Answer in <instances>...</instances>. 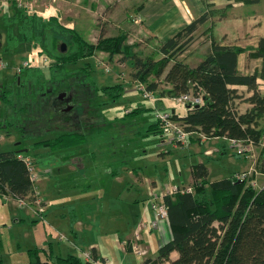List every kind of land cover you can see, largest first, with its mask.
<instances>
[{"label":"rangeland","instance_id":"374dc122","mask_svg":"<svg viewBox=\"0 0 264 264\" xmlns=\"http://www.w3.org/2000/svg\"><path fill=\"white\" fill-rule=\"evenodd\" d=\"M17 1L13 2L14 5H9V9H13L10 20H8L9 17L7 19L0 17V30L4 36L3 48L8 47L0 51V57L7 64L4 69L0 70V74L8 75L9 84H6L8 87L6 89L11 90V97H14L15 103L23 104L26 102L30 107L31 105L27 102L28 95L26 94L28 89L40 88L47 90L42 92L45 93L42 95L44 97L51 93V88L52 90L55 89L53 87L55 81L59 82V78H65V76L62 74L63 71L56 72L51 76L48 67L56 61L53 56L54 53L39 54V50H42L41 45L36 46L33 44L36 40L39 41L38 36L35 38L36 40L31 39L32 44L22 39L19 30L21 24L17 19L23 17V15L19 14L22 10L20 11L18 5L16 6ZM30 1L33 0H21L23 3L21 7L23 10H32V14H29L30 16L27 18H31V25L33 22L32 15L40 14L45 18H50L51 13L59 11L63 15L60 21L61 24L74 27L87 42L97 43L99 38L120 35L127 30L125 32L127 43L134 44L135 53L143 58L152 57L155 60L163 58V54L159 50L161 43H158L154 37H147L148 35L141 31L139 23L135 22L136 14L131 9L126 8L128 22H126L127 24L123 29L117 26L121 21L116 20L119 18L117 15L114 17L115 21L112 22L113 27H108V24H111L108 9L112 8V4L116 3V0L109 1V5L106 3L102 7L98 3L92 6L90 0H42V2H36L32 8L25 7ZM39 3H41L40 6H38ZM44 6L49 7L45 8ZM0 7L2 6L0 5ZM248 7L253 8L255 12L260 10L259 15L250 12V16L258 20L259 25H264V5L248 4ZM13 18L14 20H12ZM76 18L79 19L78 25L75 21L73 22ZM80 18L82 19L80 20ZM92 19H95L96 23L92 22ZM36 20L33 22L32 28H36L40 38L47 41L43 44L48 49L51 47L53 30H48L47 36L46 34L42 35L40 32L43 27L42 22L46 24L49 21H43V17L41 19L36 18ZM124 21H121V26ZM88 22H91L92 25H87ZM128 24H135L136 27H128ZM46 25L43 27L44 31ZM58 30L57 33L60 34V38L57 39V52L67 53L71 50L72 45L69 41H66L68 38L64 35L65 33L69 35V32H62L61 30L58 32ZM199 33L200 31L196 32L192 41L186 45L177 57L183 63H189L190 66H193L197 61L196 58L200 56L196 52H200V48L205 51L207 46L205 38L198 35ZM186 40L187 36L184 40L182 39L184 42ZM39 43L41 44V42ZM247 48H245V51ZM9 50L13 52H9ZM96 57V62L93 59L90 60L95 69L92 73L103 79L100 88L115 83L116 81L106 82V80L117 77L121 79L125 88L121 96L116 99L102 93L101 89L98 90V93L93 89L89 95L81 94V97H79V93H76L72 96V101H78L82 103V106L88 105L89 112L87 114L90 117L102 115L105 118V121L101 123L105 126L101 128H97V125L93 123L77 124L80 129L87 132V142L85 144L59 151H54L51 147L34 148V144L38 140L52 137L54 133L48 134L40 132V130L37 131L35 126L30 132H28L31 129L30 127L25 132L24 129L27 124L24 126L23 124L25 121L27 123L38 120L40 125L45 122L53 128L50 114L38 116L33 110L29 109L16 113L14 116L12 115L13 106H7L3 101H0V116L5 120L10 119L14 123L8 127L2 124L0 131L4 129V132L0 133V149H27L24 152L34 159L39 175L48 176L45 178L46 180H40L37 184L43 200L48 201L50 204H48L43 216H40L35 213L36 208L33 205L21 206L17 200L0 195V264H23L35 260L29 250L36 247H46L49 242L53 245L55 256L81 255L84 261L87 259L91 260L88 261L90 264H98L95 262L97 260H94L93 250L94 246H99L103 252V256L99 258L100 264L121 263L123 257L118 250L121 236L132 230V226L131 233H134L138 224L144 221L142 219L144 218L143 215L147 213L145 208L150 209L149 201L145 200L146 181L153 182V180L159 179L164 185L190 184L194 186L193 183L191 184L192 166L200 162H204L208 166L210 181L230 177L237 172L251 174L257 168L260 150L252 144H241L246 148L244 153L248 154H238L230 146L226 149V153H222L219 139L215 137L204 143L192 141L187 146L175 148L167 140L161 142V134L146 128L142 130L140 124H143L144 127L145 122L140 123L141 119L156 121L157 110H175L178 114L183 115L187 110L186 103L178 101L175 98L177 95L169 93L172 85L165 80V73L161 76L152 74L147 79L149 82L158 84L156 99L148 100L141 92V81L133 77L134 68L131 60H124L121 53L111 54L107 52L103 54L98 52ZM24 60L30 63V66L26 69L30 68L31 72L34 71L31 68L32 64V67L41 63L48 65L47 68H42L48 80L45 79V76H42L34 81H37L35 85L21 84L20 79L21 76L24 77L21 75L24 68L16 75H14L15 73L12 74L11 71L14 70V65L17 69ZM83 63L85 61L77 63L76 67L82 66ZM71 66L73 65L67 64V69H72ZM74 75V78L80 81L84 74L75 71ZM87 79L90 81L89 78ZM145 83V87H147L148 83ZM259 85H262L260 89L264 90V83L261 82ZM72 87L81 92L84 89L88 90V88L81 85ZM239 90L240 94H238L241 97L249 93L244 88H239ZM59 91L54 92L59 94ZM162 91H165V95L160 93ZM68 93L69 91L64 96L59 97H68ZM20 95L21 97H19ZM34 95L36 94L34 93ZM159 97L160 99H158ZM162 97L167 98L165 103L158 101ZM93 102L96 103L93 104ZM246 104L247 102L241 104V106L245 108ZM137 107L145 108L140 116L125 115ZM59 108L61 109V107ZM96 114L98 115L96 116ZM21 123L23 124L20 125ZM40 129L45 130L46 128L41 126ZM64 132L66 131L62 133ZM208 151L211 154H208ZM112 170L115 173L116 170L119 172L117 175H111ZM249 174L246 178H249ZM251 184L255 185L256 188L263 186L264 174L255 173ZM164 187L162 185L161 188L164 189ZM137 206L139 212H136ZM146 229L141 232L142 245L145 236L150 232ZM131 235L130 239H125L126 241L122 245L123 251L126 252L123 255L127 262L130 258L135 259L137 262L142 257L147 256V252L141 258L136 257L139 254L132 251V249L131 252L135 256L132 253H127V251H130V246L127 244L134 237V234ZM106 258L109 261H106Z\"/></svg>","mask_w":264,"mask_h":264},{"label":"trees","instance_id":"16d2710c","mask_svg":"<svg viewBox=\"0 0 264 264\" xmlns=\"http://www.w3.org/2000/svg\"><path fill=\"white\" fill-rule=\"evenodd\" d=\"M21 10L19 14L23 17H19L17 20L21 24L19 30L22 39L32 44L31 39L38 36L39 41L35 39L33 44L41 45L42 50H39V54L54 53L56 61L48 68L51 71V76L56 72L63 71L62 74L65 78H59L61 83H59V88L55 86V91H59L60 86L69 88L80 85L77 84L80 82L79 80L75 85L64 84L67 79L75 77V71L84 74L80 78L83 84H86L87 78L92 77L90 65H88L91 62L83 63L84 67L74 68L76 70L67 69V64L76 66L77 63L88 59L97 51L111 54L121 53L124 60H131L134 68L133 77L143 83L147 82L149 90L156 93L158 84L149 82L147 79L152 74L161 76L165 73V80L172 85L169 93L179 95L183 92H190L203 95L201 104L186 103L188 107L186 114L180 115L175 110L173 111L175 118L185 123L186 130L191 132L187 143L176 145L162 137L161 124L157 120L154 122L140 120V123L145 122L144 127L143 124H140L142 130L146 128L161 134V142L167 140L175 148L189 145L191 138L206 141L215 137L219 140H227L230 147L235 149L238 154L248 153H240L237 150L238 146L231 140L252 144L260 150L257 168L254 170L255 172L247 173L249 178H246V175L245 178L237 179L236 175L239 174L237 172L230 177L210 181L209 168L205 163L200 162L193 165L194 191L175 192L165 196L171 239L159 248L157 257L147 258L142 264H162L165 261H170L171 264H264V185L256 188L251 184L255 173H264V90H261L257 83L258 78L264 79V62L260 71L256 70L253 74L248 75L240 74L237 69L238 54L245 51V48L223 45L215 41L212 44V50L196 67L188 66L179 60L177 58L179 53L192 41L194 31L206 16L193 21L186 29L161 43L159 50L163 54V58L155 60L152 57L143 58L135 53L134 44L127 43L126 33L99 38L97 43H90L74 28L61 24L58 16L43 17V21H49L46 24L50 26L48 27L42 22V26L46 25L47 28L45 27L44 31L42 27L41 34L47 36L48 30H53L51 47L47 49L43 44L47 41L40 38L36 28H32L36 18L41 17H36V14L32 15L31 25V18H27L32 12ZM57 29L69 32V35L66 33L64 35L68 38L66 41L72 45L71 50L67 53L57 52V39L60 38ZM59 30L58 32H60ZM186 36L187 40L182 41ZM3 47V33L0 30V51L8 48L7 46ZM258 55L264 56V38L260 40ZM43 71L34 69V73L21 76L20 83L25 82L24 78L31 79L33 82L39 77L45 76ZM235 84L247 85L253 90V93L246 98L251 103V107L244 113H240L235 104L236 99L241 97L238 90L231 87ZM124 88L123 83H117L101 88L96 87L95 92L98 93V90L101 89L102 93L116 99L121 96ZM160 93L165 95V91ZM11 95L9 89L0 90V100L7 106H13V110L18 114L25 109L26 102L15 103V100L11 99ZM144 110L145 108L137 107L125 115L137 117ZM2 124L0 122V128H2ZM202 134L207 138H204ZM85 141L84 134L64 132L56 138L38 140L34 144V148L50 146L54 151H59L74 148ZM19 152L15 149H0V191H7L16 197H25L31 191L32 184L28 170L17 158ZM173 251L179 253L176 259L170 257ZM53 252L54 248L51 242L46 247L32 248L29 253L35 257V260L23 264H88L78 255L55 256Z\"/></svg>","mask_w":264,"mask_h":264},{"label":"crops","instance_id":"0c3cea01","mask_svg":"<svg viewBox=\"0 0 264 264\" xmlns=\"http://www.w3.org/2000/svg\"><path fill=\"white\" fill-rule=\"evenodd\" d=\"M18 1L16 2V6L19 3ZM33 1L35 3L38 1L42 2V0H33ZM90 1H92L91 2L92 6L95 3H98L100 7H102L106 3L109 5V1L113 2L115 0H90ZM116 1H117L116 3L114 2L112 4V8L108 9V17H109V21L111 22V24H108V27L109 28L113 27L112 22L115 21L114 17L117 15V17L119 18H117L116 20L118 21L119 20L124 21L126 19L124 23L122 24V26L120 25L121 21L117 25L118 27H121L123 29L125 25L127 24L126 22H128L127 9L129 8V10L131 9L132 12H135L134 13L136 14L135 22L139 23L140 25L139 27L141 28V31L145 35H148L147 37H154V39L158 43L166 42L167 40L174 37L180 31H183L184 29H186V27H188L193 21H196L199 18L206 16L205 20L202 23H200L197 29L194 31L193 37L197 31H200L198 35H201L202 38H205V41L207 42V46L205 48V51L202 50V48H200L201 49L200 52L199 51L196 52V53H199L200 56L196 58L197 61L191 67H196L197 64H199L203 59L206 58V55L213 48L212 44L214 41L220 44H223V45L238 46L242 48L248 47L246 51H243L238 54L237 69L240 74H245V75L253 74L256 70L260 71L263 66L264 56L258 55V47L260 45V40L264 38V25H259L260 22L250 16V12H252V14L259 15L260 10H257L255 12L253 8L248 7V4L264 5V0H116ZM13 2H15V0H0V5L2 6L0 7V17H5L6 19L7 17L9 18L12 17L11 13L13 12V9L12 8L9 9V5L13 4ZM40 4L41 3H39L38 6H40ZM17 7L21 11L22 8L19 5ZM44 7L48 8L49 6H44ZM121 9H124V10L121 12L120 11ZM37 16L44 17L40 14H36V17ZM50 16H58L60 21L62 20V17H63V15H61L59 11L57 13H51ZM82 18H80V20ZM74 21L78 25L79 19L76 18L75 20H73V22ZM92 22L96 23L95 19H92ZM87 25H92V24L91 22H88ZM128 27L135 28L136 25L128 24ZM126 31H123L122 33H125ZM3 41H4V36H3ZM9 52H13V51L9 50ZM98 52L103 53V54L107 53L105 51H97L96 53ZM96 53L93 56L89 57L88 59L83 60L85 62H89V63L91 62L90 64H88L90 65L91 73L95 69L93 68V64L90 59H93L94 62H96V59H97ZM187 64L190 65L189 63ZM32 65H31V68L33 69H42V68L48 67V65H45L43 63L38 64L35 67H32ZM78 67L82 68L84 67V65L77 66V67L71 66L72 69L74 68L78 69ZM13 69L14 70L11 71V73L12 74L15 73L14 75H16V73L18 72L17 70L18 68L16 69V65L13 66ZM23 71L24 72L21 75H30L31 73H34V71L33 72L30 71V68H28V70L24 68ZM45 79L48 80L47 77ZM24 80H25L24 84H28V85L37 84V81L32 82L31 79H28V78L27 79L24 78ZM68 80H71V79H67L66 82ZM72 80H73L72 84L75 85L77 81L74 82V80L76 79H72ZM89 80L90 81L87 80L86 82L87 85L92 86V88H90V90L88 91L89 93L93 89L95 91V86L98 88L102 86L103 79L98 78V76H96L93 73H92V77L89 78ZM81 81L82 79L80 80V82ZM109 81L111 82L116 81V82L107 84V85L123 83L121 79L118 77L106 80V82H109ZM66 82H64V84L68 85ZM261 82L264 83V79L258 78L257 83H258L259 88L262 86V85H259ZM6 84H9L8 75L2 73L0 74V90H5V88H8ZM231 87L236 88L238 90V93L240 92L239 88L240 89L244 88L249 91V93H247L246 96L237 98L235 102L236 106H238V110L240 111V113L246 112L251 107V103L247 101L246 98L249 97L253 93V90L250 89L247 85H240V84L231 85ZM44 91L45 90L40 89V88L28 89V91L26 92V94L28 95L27 102H29L31 106L29 107L27 103H25V109L23 111L31 109L38 116L41 114L49 113L51 116L50 120H51V123L53 124L52 126L53 128H51V125H47L45 122H43L40 125V122L38 120L36 121L32 120L31 122L26 123L25 121L24 124L23 123L20 124V125L23 124V126L27 124L25 129L23 126H21L25 132H27V129L29 127L31 129L28 132H30L34 128L33 126H35L37 128V131L40 130V132H45L48 134L54 133V136L45 137V139L46 138H56L60 136L61 134H63L62 133L63 131L76 132L78 134H84V136L86 137V141L81 144H85L87 142V132L85 130L80 129V127L77 126L78 123H81V124L93 123L97 125V128H101L105 126V124L101 125L102 121H105V118L102 117V115L97 116L98 114H96L97 117H90L87 114L89 112L87 108L88 105L82 106V103L78 101L76 102L72 101L73 97H70L69 99H67V97L60 98L59 97L60 94H56L53 91H51V93L43 97L42 95H44L45 93H42V92ZM34 93L36 95H34ZM61 96H64V95L61 94ZM57 97H59L58 100H56ZM11 99H14V97H11ZM158 99H160V97ZM166 99L167 98L162 97V99L158 101H162V103H165ZM245 102H247V104L245 108H243L241 104H244ZM95 103L96 102H93V104ZM59 107L61 108L63 107V108L60 109ZM186 113H187V110H186ZM12 115L14 116L16 115L13 109H12ZM143 119H141V121H143ZM147 121L153 122L152 120H147ZM0 122L5 124L7 127L10 126L11 124H14L10 121V119L5 120V118L3 119L2 116H0ZM41 126L45 127L46 129L45 130L40 129ZM1 132H4V129L3 131H0V133ZM192 141H198L200 143L205 142L199 139L195 140V138L194 139L191 138V142ZM218 141L222 148V151H223L222 153H224V151L226 153V149H228V146H230L229 142L224 139L223 140L220 139ZM43 147H50V146H41V148ZM23 150L24 149H18V151L20 152H24ZM118 172H119L118 170H116V173L115 171L112 170L111 175H117ZM41 176H42L41 180H46L45 178L48 177L45 175H41ZM193 181L194 180L192 176L191 184L193 183ZM162 185L167 186L171 184L164 185L159 179H155L153 180V182L146 181L145 200H147V202L149 201L150 190L152 188L157 187V186L162 187ZM184 186H187V185H184ZM47 203L49 204L48 201ZM149 207L150 209L148 210L145 208V211H147V213L146 215H143L144 218H142L144 220L143 222L147 224L146 230L150 231L145 236V241L143 244L144 248L146 249L147 256L142 257V256L136 255V257L138 258L142 257V259L137 262L133 258H130L129 261L127 262L126 259L124 258L123 254H125L126 252L123 251L122 245L127 239L128 240L130 239V237L132 236L131 234H134V233H131L133 230V226H132V230L128 231L125 235H122L120 238V243H118L119 245L118 250L122 253V257H123V261L118 264H142L147 258H155L158 255L159 248L164 243H167L171 239L168 222L158 224L156 227L152 226V223L154 221V214L151 209L150 203H149ZM136 212H139L138 206L136 208ZM93 252L95 256L94 260H97L95 262L100 264L99 258L103 256L102 248L99 246H94ZM128 252L132 253L131 248H130V251H127V253ZM178 256H179L178 251H173L170 255L171 259H176ZM80 257L82 256L80 255ZM105 260L109 261L108 258H106ZM85 261L88 262L91 260L85 259ZM88 264H90V262H88ZM162 264H171V263L170 261H165Z\"/></svg>","mask_w":264,"mask_h":264},{"label":"built area","instance_id":"2783aa9c","mask_svg":"<svg viewBox=\"0 0 264 264\" xmlns=\"http://www.w3.org/2000/svg\"><path fill=\"white\" fill-rule=\"evenodd\" d=\"M35 2L30 1L29 4L25 5L27 8H32ZM18 5L21 7L23 3L19 0ZM22 8V7H21ZM32 11V10H30ZM6 63L3 58L0 57V70L6 67ZM30 65L27 60H24L17 68L18 72H20L23 68H26ZM146 84L140 83V89L143 93V96L148 100H155L156 93L154 91L149 90L145 87ZM178 101L183 103H190L191 105H198L203 102V95L201 93H190L183 92L175 97ZM156 120L161 124L162 129V137L166 138L170 142H173L176 145L185 144L188 141V136L191 132L186 130V124L181 120H178L174 116L173 111L166 110H157ZM204 138H207L204 134H202ZM233 144L238 146V151L240 153H244L246 148H244L241 144L242 141L231 140ZM208 153H211L208 151ZM17 158L25 165L28 170L29 179L32 184V189L25 197H16L7 191H0L1 196H9L19 202L21 206H25L28 204L33 205L35 207V213L43 216V213L46 212V208L48 207V203L45 202L42 198V194L38 187V181L42 179L39 173L36 170L34 159L25 152H19ZM247 174H237V179L245 178ZM193 192L194 187L192 185L187 186H171L167 185L163 188L160 186L154 187L150 190L149 203L151 209L154 214V221L152 223L153 227H156L158 224L168 222V205L165 202V196L169 194H173L175 192ZM147 227V224L141 222L137 229L134 231V237L131 239L127 245L130 246L132 251L139 254V256L146 254V249L142 245L143 238L141 237V232Z\"/></svg>","mask_w":264,"mask_h":264},{"label":"flooded vegetation","instance_id":"af4514ba","mask_svg":"<svg viewBox=\"0 0 264 264\" xmlns=\"http://www.w3.org/2000/svg\"><path fill=\"white\" fill-rule=\"evenodd\" d=\"M73 79H75V78H73ZM73 80L71 79V80H68L67 81V84L68 85H73L72 82ZM76 81H78V79H76V80H74V82H76ZM59 83H61V82H57V81H55V84H54V88H55V86L56 87H58L59 86ZM77 84H80L81 86H85L86 88H88V90L86 91L85 89L81 92V91H77V90H75V87H73V88H70V89H66V88H64V87H62V86H60V89H61V91H59L58 93L60 94V96H61V94H65L66 92H68L69 91V95H68V97H67V99H69L70 97H72L74 94L76 95V93H79V97H81V94H90L91 93V91H90V93H88V91L90 90V88H91V85H87V84H83V83H81V82H79V83H77ZM76 84V85H77ZM80 85H78V86H80ZM50 87H51V84H50ZM56 89V88H55ZM55 89H53L52 90V88L50 89L51 91H55ZM64 89H66V91L64 90ZM59 99V97H57L56 98V100H58ZM62 109V108H61Z\"/></svg>","mask_w":264,"mask_h":264},{"label":"water","instance_id":"95a60500","mask_svg":"<svg viewBox=\"0 0 264 264\" xmlns=\"http://www.w3.org/2000/svg\"><path fill=\"white\" fill-rule=\"evenodd\" d=\"M63 46H65V45H63ZM63 50H65V48H63ZM20 79V78H19ZM21 151V150H20ZM23 151H27V149H25V150H23Z\"/></svg>","mask_w":264,"mask_h":264}]
</instances>
